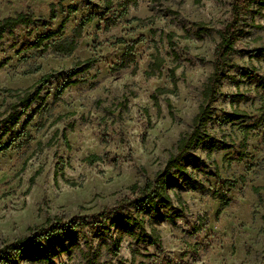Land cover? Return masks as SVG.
Instances as JSON below:
<instances>
[{"label":"rangeland","instance_id":"1","mask_svg":"<svg viewBox=\"0 0 264 264\" xmlns=\"http://www.w3.org/2000/svg\"><path fill=\"white\" fill-rule=\"evenodd\" d=\"M109 1L106 8L105 0H0V19L30 12L48 20L52 5L56 11L47 26H19L0 40V61L8 59L0 69V90H23L55 72L42 87L40 100L31 104L14 128L19 130L33 112L26 127L29 138L0 153V247L47 219L58 221L59 228L76 224L78 233L72 238L52 237L41 242L35 254L18 255L5 264H30L38 254H55L50 264H86L80 251L91 258L96 250L100 255L94 264H264V188L256 190L264 185V124L249 130L244 157L230 160L241 150L242 128L253 124L264 107V90L248 76L251 71L264 75V56L256 53L264 46V10L241 19L248 33L235 43L226 68L233 79L217 86L205 138L183 156L187 175L174 177L167 188L172 206L160 204L153 213L133 206L101 214L120 199L135 197L128 187L134 182L141 185L162 169L177 139L190 130L212 71L218 32L231 18V0ZM59 2L64 8L75 5L77 10L61 12L56 7ZM89 13L105 14L103 19L112 16L115 24L105 28L103 20L95 18L83 28L71 55L53 53L51 47L19 50L23 41L55 30L64 17L61 35L44 43L70 40L79 20ZM196 23L210 32L196 36ZM167 33L174 34L176 61ZM137 37L142 40L133 50L135 62L115 70L125 45L114 41L131 42ZM155 54L164 63L159 74L147 78L144 71ZM91 57L95 58L91 68L72 78L79 83L55 101L54 92L73 64ZM174 66L175 89L158 95L154 102L155 89L173 88L168 70ZM16 94L0 93V120ZM233 112L245 117L231 121ZM6 140L7 136L2 141ZM91 154L101 161L84 162ZM215 191L228 199L219 213ZM175 214L180 216L167 219ZM119 215L143 218L145 238L137 242L124 234L114 256L107 248L119 229L127 226L116 221ZM151 227L159 234L154 245L147 243Z\"/></svg>","mask_w":264,"mask_h":264},{"label":"trees","instance_id":"2","mask_svg":"<svg viewBox=\"0 0 264 264\" xmlns=\"http://www.w3.org/2000/svg\"><path fill=\"white\" fill-rule=\"evenodd\" d=\"M135 3L136 0H127V3ZM106 8L110 5L109 0H105ZM61 12L66 11L67 14L74 13L77 8L75 5H68L65 8L59 2L57 6ZM264 10V0H231V18L223 28L218 32L219 42L216 44L213 51V67L212 71L209 74L207 81L201 91V101L198 106L197 112L192 118L191 128L189 131L180 135L174 145V151L169 154L164 166L162 169L157 171L152 178L146 179L141 185L138 182H134L128 187L130 194H136L133 198H122L115 203L111 208L104 209L105 212H114L122 210L124 208L136 207L137 211L145 213H153L157 210L158 205H164L169 208L172 206L170 196L167 192V188L172 184L174 177H182L187 175V168L183 163V156L190 151L191 148L200 144L205 138L204 127L206 126L208 120L211 118V107L210 104L213 101L216 92L217 86L224 79H233L232 76L228 75L226 68L231 65L230 56L235 52V43L239 41L244 35L248 33L244 28L241 27V19L244 16H255L259 15L261 11ZM105 15V14H104ZM102 13H89L83 16L75 28L73 29V36L70 40L61 42L58 44L50 45L44 43L45 41L55 37L56 35H61L64 26L67 21V17H64L55 30H48L42 34L37 35V37L32 41H23L20 46V51H26L29 49L39 48L42 50L48 49L51 47L53 53L69 56L73 53L76 48L77 39L81 37L83 28L92 22L95 18L102 19L104 22L105 28L110 27L115 24V19L112 16H108L103 19L104 16ZM56 11L55 6L52 5L48 14V20H43L42 18L35 17L30 12H17L12 16H7L0 19V40L3 38L4 34H11L13 30L19 26H47L49 21L55 19ZM132 21L142 22L138 18L132 19ZM197 30L195 32L196 36H201V34H208L210 30L202 23H196ZM173 33H167L166 38L171 50V55L173 60L178 59V54L174 50L175 43L172 41ZM142 40V37H137L131 42H126L122 38H117L114 41V44L125 45L124 52L121 54V60L119 63L115 64V70L120 68H125L131 63L135 62L134 59V47ZM257 57L264 56V46L256 50ZM8 59L0 61V69L7 63ZM95 58L91 57L85 60L76 61L68 74L65 76L63 83L55 90L54 100L58 101L62 93L69 86L79 83V79H72L73 77L88 71L93 63ZM164 60L158 54L152 56V60L148 64L147 70L144 71V75L147 78L154 76L156 73H160L161 66L163 65ZM177 66H174L168 70V75L171 80L172 89L166 88H157L155 89L152 99L154 102L157 101V96L165 93H171L175 89L176 77L175 69ZM136 71V65L134 64L132 72ZM55 72H50L44 74L40 77L34 84L30 87L23 90H12V89H1L0 93L10 94L11 92H17L15 95V102L9 105L8 113L5 117L0 120V153L8 150L12 144L21 138L28 139L29 133L26 130V127L31 122L33 118V112H30L24 118L20 129H14L18 124L21 117L26 113L28 108L34 102L40 100L39 93L42 87L54 76ZM248 76L251 80L256 82L257 86L264 90V75H259L255 71L248 73ZM241 98V97H240ZM261 114L258 119L253 124L245 125L243 129V141L240 144L241 150L237 153L232 159L239 161L244 157V150L246 147L245 138L248 135L249 130L255 129L256 127L264 124V107L261 108ZM1 116V114H0ZM242 117H245L244 114H239L238 112H233L229 115L231 121L238 120ZM7 136L6 141H2L3 138ZM63 139H65L63 133ZM226 146H223L225 148ZM229 160V161H230ZM87 164H93L96 161H101V158L97 155L91 154L83 159ZM57 170L55 171L56 174ZM40 173V169L36 170L34 175L30 178V184L33 182L34 178ZM264 185L256 188V190L263 189ZM214 194L219 200V208L217 212L219 213L224 207L228 204V199L223 193ZM176 199L178 202H181L180 197L177 195ZM180 214L168 215L167 219L173 221L175 217H179ZM116 221H125L127 226L119 229L118 234L115 236L111 247L107 249L109 252L116 256L119 252L120 243L123 239L124 234H127L134 238L137 242L144 241L142 234L145 232L144 229V220L143 218H138L137 216H123L119 215ZM59 222H52L51 219H47L45 223L41 226L33 227L30 229L29 233L21 238L15 239L12 242L5 243L0 247V264H5L10 258L14 259L18 255H23L28 257L32 254H35L37 249L40 246L41 242H45L52 237L56 239H61L63 237L72 238L77 236L76 227L73 225L69 228H59ZM139 230V233H136L133 229ZM147 238V237H146ZM159 242L158 231L154 228H150L148 235L147 243L149 245H154ZM13 254V255H11ZM82 258L85 260L86 264H94L100 255L99 251L96 250L92 257H88V253L80 251ZM55 254L49 256L38 254L30 259V264H35V262L43 261L45 263H51ZM12 264H18V261H13Z\"/></svg>","mask_w":264,"mask_h":264}]
</instances>
